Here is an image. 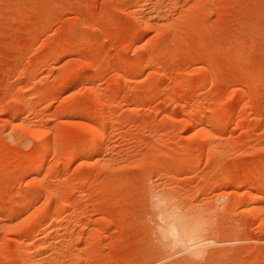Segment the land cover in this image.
I'll return each mask as SVG.
<instances>
[{
    "label": "rangeland",
    "instance_id": "obj_1",
    "mask_svg": "<svg viewBox=\"0 0 264 264\" xmlns=\"http://www.w3.org/2000/svg\"><path fill=\"white\" fill-rule=\"evenodd\" d=\"M261 196L264 0H0V264H264Z\"/></svg>",
    "mask_w": 264,
    "mask_h": 264
},
{
    "label": "bare ground",
    "instance_id": "obj_2",
    "mask_svg": "<svg viewBox=\"0 0 264 264\" xmlns=\"http://www.w3.org/2000/svg\"><path fill=\"white\" fill-rule=\"evenodd\" d=\"M148 57L149 56H145L144 64H147ZM106 112H105V114L103 113L105 115V118H104V116L102 114V116L104 118L103 120H106L105 124L103 123L102 125L94 126V128H95L94 131H93L94 132L93 133L94 134V136H93L94 137V142H90V145L87 144V145H89L88 148H86V149H88L87 150L88 151L87 155L90 158H92L95 154H97L99 152H103L104 153V151L107 148L106 144H104L105 143L104 140H106L105 139L106 127L109 124H112V122H111V117L112 116L110 115L111 117H109L108 113H106ZM99 124H100V122H99ZM31 126H33V127L31 128ZM39 127H38V124H37V127L36 126L34 127V125H30L29 129H32L33 132L40 133L41 131H43L41 128H44V127H40V128ZM198 130H199L201 138L204 141V147H205V146H207L206 144L208 143V137H209L210 132L207 129V127L203 124V122L199 126ZM91 140H93V139L91 138ZM53 142H54L53 140H50L47 143V146L49 147ZM187 151L190 152L189 149ZM105 152H107V151H105ZM54 157H55V155H54ZM159 194L155 193V197L156 198L155 197H153V198H155L154 199V202H155L154 204L156 205V207H157V209H158V211H159V213H160V215L162 217V223L160 224V229H162L163 231L167 232L169 234V237L171 238V240L175 244H180L182 247L184 246L186 250H189L188 252H190V256H197L201 252V248L205 244L211 242L209 240H207L208 242H206V239H205L204 229H206V225H205L204 218L200 214H198L196 212L192 213L189 210H184V209L172 204L170 197H168L166 195H163L161 193H159ZM153 196H154V194H153ZM263 198H264V196H261V197H258V199H256V200L258 202V201H261V199H263ZM247 202H249V201H247ZM257 202L255 204H252V205L250 204L249 205L250 206V211L252 213H258L257 211L259 209H261V207H259V204ZM43 217H44V215H43ZM41 218H39L38 220H41ZM38 223H40V222H38ZM41 224H43V223H41ZM42 228L43 227H41V229ZM26 250H27V252L29 254H31L32 252L30 253V250H32V245L28 246L26 248ZM26 254H25V256L23 254V258H25V257L29 258L28 256H26ZM31 259L32 258H30V261H31Z\"/></svg>",
    "mask_w": 264,
    "mask_h": 264
}]
</instances>
